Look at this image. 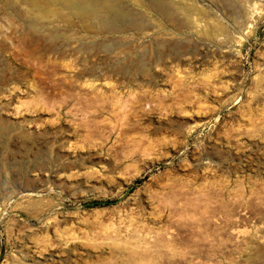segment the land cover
<instances>
[{
    "label": "rangeland",
    "instance_id": "374dc122",
    "mask_svg": "<svg viewBox=\"0 0 264 264\" xmlns=\"http://www.w3.org/2000/svg\"><path fill=\"white\" fill-rule=\"evenodd\" d=\"M117 1L0 0V264H264V0Z\"/></svg>",
    "mask_w": 264,
    "mask_h": 264
},
{
    "label": "bare ground",
    "instance_id": "6f19581e",
    "mask_svg": "<svg viewBox=\"0 0 264 264\" xmlns=\"http://www.w3.org/2000/svg\"><path fill=\"white\" fill-rule=\"evenodd\" d=\"M20 1L28 5V17L33 22L36 29L48 26L49 24L47 23L50 20L48 17H50V15L52 16V14H56L59 8L69 10L70 14L76 17L86 30L94 29L96 31L104 30L108 32H120L126 28V26L137 23L136 20L133 19L134 12L130 9L124 8L117 0ZM10 3H12V1ZM147 3L149 8L154 10V12L160 17L171 18L174 14L175 8L172 5L171 0H147ZM45 19H49L47 23L44 21ZM128 20H131L128 22L129 25L126 24V21Z\"/></svg>",
    "mask_w": 264,
    "mask_h": 264
},
{
    "label": "water",
    "instance_id": "95a60500",
    "mask_svg": "<svg viewBox=\"0 0 264 264\" xmlns=\"http://www.w3.org/2000/svg\"><path fill=\"white\" fill-rule=\"evenodd\" d=\"M100 203H108V201H106V200H102V201H91V202L87 203L86 205H95V204H100Z\"/></svg>",
    "mask_w": 264,
    "mask_h": 264
}]
</instances>
